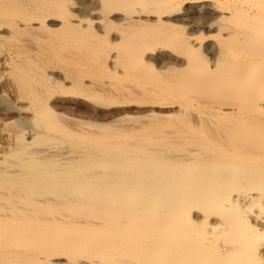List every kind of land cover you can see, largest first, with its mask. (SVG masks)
Wrapping results in <instances>:
<instances>
[{
  "label": "bare ground",
  "instance_id": "1",
  "mask_svg": "<svg viewBox=\"0 0 264 264\" xmlns=\"http://www.w3.org/2000/svg\"><path fill=\"white\" fill-rule=\"evenodd\" d=\"M0 54V264H264V0H0ZM101 72L136 125L66 113Z\"/></svg>",
  "mask_w": 264,
  "mask_h": 264
},
{
  "label": "rangeland",
  "instance_id": "2",
  "mask_svg": "<svg viewBox=\"0 0 264 264\" xmlns=\"http://www.w3.org/2000/svg\"><path fill=\"white\" fill-rule=\"evenodd\" d=\"M85 2H86V0H85ZM207 2L206 1H204V3L203 2H200L199 4H206ZM67 4V3H66ZM70 8H71V11L73 12L74 11V13H76V15L77 16H79V15H81V16H79V17H82V15H83V17L82 18H87V17H89L88 16V13H86L87 11L86 10H84V9H82V8H80V6H78V4H76V3H72V1H71V3H69L68 2V4H67ZM135 7V8H134ZM132 9L133 10H135V9H138V8H140V6L139 5H137V6H134ZM82 9V10H81ZM84 10V11H83ZM120 12L121 13H123L124 12V10L122 11V10H120ZM104 12L103 11H101V10H99V9H97V10H94V11H92V13H91V15L92 16H96V17H101L102 15H104L103 14ZM123 14H125V13H123ZM204 17L205 18H207L208 17V15H204ZM92 20H94L92 17H90ZM200 19V18H199ZM185 31H189V28H186L185 29ZM184 31V32H185ZM204 33H206V35L208 34V35H212V33L214 34L215 32L213 31V28H211V29H209V30H202ZM112 32H115V30L113 29L112 31H111V33ZM17 37V38H16ZM19 37V38H18ZM24 37V38H23ZM22 40H21V39ZM27 38V39H26ZM210 38V40L212 39H214L215 40V38H213L212 36H210L209 37ZM25 39V40H24ZM30 38L28 37V36H26L24 33H20V34H18L17 36H15V37H13V38H11V39H9V40H4L2 43H1V48H3L2 50H5V47H7L6 49H9V48H11V49H9L8 51H10L11 52V55L15 52V51H17V52H19V50H20V55H22V53H24V55H27V54H29V56L30 57H32V56H34L33 54L35 53V50L37 49V44H35V42L34 43H32V40L30 39ZM11 40V41H10ZM20 41V43H19V41ZM27 42V44L30 42V47H28V49H26L27 48V46H29V45H24L25 44V42ZM109 40V39H108ZM14 41V42H13ZM23 41V42H22ZM11 43H13V44H11ZM15 43H16V45H15ZM21 43H23L22 45H21ZM5 45V47H4V45ZM19 44L22 46H19ZM32 44H34L33 46H32ZM18 45V46H17ZM13 46H14V48H13ZM32 46V47H31ZM36 46V47H35ZM9 47V48H8ZM16 47V48H15ZM18 47V48H17ZM23 50H22V49ZM32 48H36V49H34V50H31ZM15 49V50H14ZM28 50V51H27ZM169 50H171V52H172V54L173 55H177V53H174L175 51L172 49V48H170ZM6 51V50H5ZM24 51V52H23ZM26 51H27V53H26ZM33 53H32V52ZM26 53V54H25ZM2 56H5L4 54L2 55V54H0V58H1V60H2ZM4 68H7V67H4V66H0V78L1 77H3L4 76V73H5V69ZM7 70V69H6ZM1 71H3V72H1ZM107 72H101V73H97V74H95L94 76H92V77H90V78H87V80L88 81H91V82H94L93 83V86H95V84L97 83L98 85L99 84H101V85H103V86H105L106 88H108V89H111V90H115V92L117 91V90H119V87L121 88V91L123 92V95H117V93H116V95H115V93L112 95V96H109L108 95V92L107 93H96V94H99V95H95V93H93L92 92V88H94L93 86H90L89 88H88V90L86 89L85 90V95H75L74 96V94H72V95H69V96H65L63 99L64 100H66L67 102H65V105H67L68 106V108L67 109H65L66 110V113L67 114H69L70 116H74V117H76V118H80V119H83V120H87V119H90L91 117H93V118H96L97 119V121H100V122H109V123H113L116 119H118L117 118V116L118 117H121L122 119H120V120H118V122H115V123H118L120 126H122V125H124L125 127L127 126V127H130V125H132L133 123H136V122H134L135 120L132 118V117H139V116H142V114L144 113V111H147V109L149 108V107H147V106H143V105H140L139 104V98L138 97H136V95L134 94V92H131V90H129L130 89V83L129 82H127L126 80H125V78L124 77H116V76H114L113 75V77H112V75L111 74H106ZM113 78V79H112ZM88 81H84V83L85 84H88ZM2 83V82H1ZM96 84V85H97ZM117 86H118V88H117ZM1 87H2V89H4L3 91H2V89H1ZM92 87V88H91ZM129 88V89H128ZM6 89V90H5ZM2 91V92H1ZM7 93V94H6ZM93 93V94H92ZM107 94V95H106ZM8 95V92H7V88L5 87L4 88V86L1 84L0 85V127H1V124H3V123H13V125H11L12 126V128H11V126L9 125V126H6V127H8V128H10L9 130H10V132L12 133H14L17 129H19V128H15V124H16V122L18 121V119L17 118H19V116L21 115V116H24L23 114H21L20 112H19V110H18V108H19V103H16V101L15 100H13V97H10V96H7ZM86 95H87V97H86ZM88 95L90 96V98L88 97ZM103 95V96H102ZM101 96V97H100ZM9 97V98H8ZM92 98V99H91ZM109 98V99H108ZM138 98V99H137ZM141 99V98H140ZM69 100V101H68ZM99 101L100 103H95L96 101ZM138 100V101H137ZM71 101V102H70ZM102 101V102H101ZM111 101H115L114 103H112ZM122 101H125L124 102V104H123V108L124 109H121L120 107H121V105H122ZM129 101V102H128ZM107 102V103H106ZM121 102V103H120ZM101 103H105L106 105L104 106V105H101ZM91 105V106H94V107H96L97 109H98V111L96 112V113H93L86 105ZM112 105V106H116V108H114V110H112V109H105V107L106 106H108V105ZM117 104V105H116ZM17 105V106H16ZM125 105V106H124ZM128 105V106H127ZM102 106V107H101ZM17 107V108H16ZM9 109V110H8ZM100 109V110H99ZM154 110H155V112H157V113H159V114H161V115H164V114H166V113H168V112H171L170 110H171V108H158V107H154L153 108ZM173 109V108H172ZM117 110V111H116ZM162 111V112H161ZM9 112V113H8ZM17 112V113H16ZM130 112V113H129ZM17 114H18V116H17ZM94 114V115H93ZM134 115V116H133ZM125 116H129V117H131V118H124ZM83 117V118H82ZM86 117V118H85ZM12 118V119H11ZM111 119V120H110ZM3 120V121H2ZM13 120V121H12ZM134 125H136V124H133L132 126H134ZM131 126V127H132ZM0 147L2 148L3 146H1V145H3V142H5L4 141V139H3V136H1L0 135ZM0 148V150H1V152H2V150H4V148L3 149H1ZM5 158H6V155H4V157H3V153L1 154L0 153V160L1 159H3L2 161H0V165H3V163H4V160H5Z\"/></svg>",
  "mask_w": 264,
  "mask_h": 264
}]
</instances>
